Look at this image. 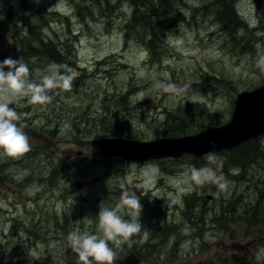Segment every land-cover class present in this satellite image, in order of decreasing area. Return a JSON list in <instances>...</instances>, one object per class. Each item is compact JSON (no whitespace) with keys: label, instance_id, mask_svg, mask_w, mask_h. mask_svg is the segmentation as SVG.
Masks as SVG:
<instances>
[{"label":"rangeland","instance_id":"374dc122","mask_svg":"<svg viewBox=\"0 0 264 264\" xmlns=\"http://www.w3.org/2000/svg\"><path fill=\"white\" fill-rule=\"evenodd\" d=\"M215 1L185 0L173 6V14L145 26L136 14L139 2L110 1L108 18L99 14L97 0H85L87 16L76 14L71 0H0V16L6 17L0 20V61L21 59L36 82L51 64L73 76L71 90H51L46 105L27 97L10 105L20 114L17 123L31 151L15 159L0 156V264H76L67 236L72 231L102 236L100 206L141 223L130 241L109 242L117 257L138 250L144 264H258L264 222L247 212L264 211V157L239 165L235 148L226 157L221 152L215 163L190 155L136 163L107 157L93 143L110 136L104 122L141 141L163 137L165 128L179 124L184 136L195 135L228 123L238 94L264 85V71L256 66V46L264 52V5L232 0V19L223 16L229 19H223L229 23L225 29L223 7L210 6ZM125 4L130 11L122 10ZM13 6L22 10V20L12 14ZM130 22L136 26L126 35ZM31 23L42 25L47 39L72 43L75 64L25 59L21 33ZM154 25L160 35L150 32ZM152 41L160 50L158 61L150 57ZM167 84L179 93L166 92ZM255 139L264 151V134ZM153 167L158 171L146 178L143 170ZM193 167H212L226 187L196 185ZM125 191L140 198L139 209L121 203Z\"/></svg>","mask_w":264,"mask_h":264},{"label":"clouds","instance_id":"9594fccd","mask_svg":"<svg viewBox=\"0 0 264 264\" xmlns=\"http://www.w3.org/2000/svg\"><path fill=\"white\" fill-rule=\"evenodd\" d=\"M122 10L130 11L126 4L122 6ZM5 18L0 16V20ZM256 47L258 49L256 66L264 71V52L260 51V45ZM60 67L56 64L49 65L43 74H39V82H36L30 79V69L21 59L7 57L0 61V156L15 159L31 151L29 137L23 126L17 123L21 118L20 114L10 105L25 97L33 104L46 105L52 100V96L49 95L51 90L70 91L73 76L68 70L61 72ZM164 90L173 94L180 91L175 84H167ZM205 158L210 163L220 160L218 154L214 152L206 153ZM156 171L158 170L155 167L145 169L143 175L151 179ZM237 171L230 169L232 174H236ZM190 179L196 185L216 183L221 189L227 184L222 177H217L212 167H193ZM121 203L136 209L142 206L135 192H123ZM97 219L102 236L72 231L67 236L68 244L78 255L80 264H115L117 253L109 246V242L117 239L130 241L134 235L140 233L141 223L138 219H123L115 209L102 206ZM256 259L258 264H264V247L258 249Z\"/></svg>","mask_w":264,"mask_h":264},{"label":"water","instance_id":"95a60500","mask_svg":"<svg viewBox=\"0 0 264 264\" xmlns=\"http://www.w3.org/2000/svg\"><path fill=\"white\" fill-rule=\"evenodd\" d=\"M264 134V85L237 96L230 122L182 138H159L151 142L127 139H100L94 145L107 157L142 163L153 159H179L184 155L202 157L206 153L231 150ZM135 260V261H134ZM35 264H46L38 263ZM80 264V263H79ZM115 264H139L133 256L116 259Z\"/></svg>","mask_w":264,"mask_h":264},{"label":"trees","instance_id":"16d2710c","mask_svg":"<svg viewBox=\"0 0 264 264\" xmlns=\"http://www.w3.org/2000/svg\"><path fill=\"white\" fill-rule=\"evenodd\" d=\"M18 2V0H16ZM74 1V5L76 6V14L79 15H86L84 13V6L83 4L85 3V0H71ZM98 1V6L100 7L99 14H103L102 16H107L108 18L112 15V9H113V2L109 3L110 1L113 0H97ZM122 1H129L135 6L136 3H140L139 6H136V14H140L142 16V20L144 21L145 26L147 25L146 23L153 22L155 23L153 19L155 17L162 16L164 14L171 15L173 14V6L177 4L178 6H181L185 3V0H122ZM257 3V6H263L264 5V0H255ZM109 3V4H108ZM232 0H216L212 5L210 6H222L223 7V15H222V21L225 22L224 20L229 21V19L226 17L224 18L223 16H229L230 19L233 17V10L228 7V6H233ZM106 4V5H105ZM132 6V7H133ZM44 9L47 10V7L44 6ZM42 8V13H45V10ZM22 10L15 11L14 6H13V15H15L17 21L22 18L20 17ZM51 15L56 16V12H49ZM81 19L83 20V17L80 16ZM68 22L70 21V18L68 16L65 18ZM224 19V20H223ZM136 19H134L135 21ZM108 22V20H107ZM231 22V20H230ZM226 26L224 27L229 28V23H224ZM10 27L12 26V21L9 23ZM132 26L135 29V26L133 22H130L126 26V35H130L133 33H128L129 27ZM144 28H147L145 27ZM149 29V27H148ZM154 30H150V32L154 35H160L161 28H157L155 25L153 27ZM163 31V30H162ZM146 32H148L146 30ZM49 39L45 38L42 33V25L39 23H31L30 26H27L25 30L21 33V43H20V50L22 51V55L25 59H32L38 61V60H43L47 59L49 62H57L60 63L62 60H67L69 63H73L74 61L75 64V47L72 43L69 45L65 44L62 45L60 42L55 41V37L53 36H48ZM23 41V42H22ZM24 43V44H23ZM156 42L152 41L151 45L149 47V51H151L150 57L152 58V61H158L159 60V51L156 50ZM154 45V46H153ZM74 47V48H73ZM178 116L173 114L171 116V121L174 123L178 122ZM109 122H113V118H110ZM113 123H108L104 122L102 123L103 126L108 125L106 127V135L107 139H113V138H121V139H131L124 137L123 134L121 133V129L117 124H114L111 129L109 126ZM221 124V123H220ZM214 126V125H212ZM217 126V125H215ZM186 133L184 129L180 126V124L175 127V128H165V132L163 134V137H180L184 136ZM256 140V139H254ZM254 140L251 141H246L236 147V151L234 152L236 155V160L234 163H237L241 165V162L245 161L246 163H250L253 161H256L258 159H261L264 157V151H262L258 145V142L255 143ZM221 153L218 154V156ZM224 157H226V154H221ZM252 211H248L247 213L248 216L250 215L252 219L255 221H260L262 220L264 222V211L263 213L258 210L256 207L255 209H252ZM258 213V214H257ZM249 219V217H247Z\"/></svg>","mask_w":264,"mask_h":264},{"label":"flooded vegetation","instance_id":"af4514ba","mask_svg":"<svg viewBox=\"0 0 264 264\" xmlns=\"http://www.w3.org/2000/svg\"><path fill=\"white\" fill-rule=\"evenodd\" d=\"M150 244H144L143 245V247L144 246H149ZM131 254H134L136 257H137V259L140 261V263L141 264H144V260H142V258H140L141 256H140V253L138 252V250H133L132 252H131ZM124 256H120V257H117V259H119V258H123Z\"/></svg>","mask_w":264,"mask_h":264}]
</instances>
